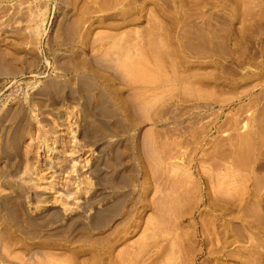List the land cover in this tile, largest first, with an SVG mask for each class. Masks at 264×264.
<instances>
[{"label": "rangeland", "instance_id": "374dc122", "mask_svg": "<svg viewBox=\"0 0 264 264\" xmlns=\"http://www.w3.org/2000/svg\"><path fill=\"white\" fill-rule=\"evenodd\" d=\"M0 264H264V0H0Z\"/></svg>", "mask_w": 264, "mask_h": 264}, {"label": "bare ground", "instance_id": "6f19581e", "mask_svg": "<svg viewBox=\"0 0 264 264\" xmlns=\"http://www.w3.org/2000/svg\"><path fill=\"white\" fill-rule=\"evenodd\" d=\"M72 161H73V160H72ZM75 161H76V158H75ZM77 164H78V163H77ZM77 164H75V165H77ZM72 165H73V164H72ZM75 167H76V166H75ZM66 198H69V199H70V197H67V196H66Z\"/></svg>", "mask_w": 264, "mask_h": 264}]
</instances>
